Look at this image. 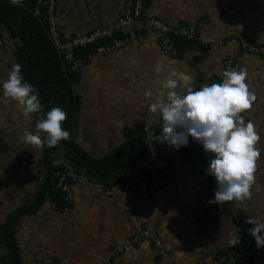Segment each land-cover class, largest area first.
Here are the masks:
<instances>
[{"label":"crops","instance_id":"0c3cea01","mask_svg":"<svg viewBox=\"0 0 264 264\" xmlns=\"http://www.w3.org/2000/svg\"><path fill=\"white\" fill-rule=\"evenodd\" d=\"M124 4L125 0H55L53 25L61 39L95 28L113 29ZM141 15L161 20L169 28L192 26L200 42L173 38L181 39V45L177 54L168 55L147 26L134 28L133 38L124 27L118 31L119 38H126L123 46L81 56L84 63L73 69L78 79L72 88L80 97L72 132L77 148L85 157L98 160L122 143L134 142L108 175L71 167L81 180L68 182L67 203L56 207L45 201L35 211L17 216L8 227L11 245L6 244V232L0 230L4 248L0 249V264H168L167 260L171 264H214L228 250L237 256L219 264H241L246 257L230 243L239 228L231 210L222 203H209L215 199L216 184L205 173L208 164L198 149L200 144L189 137L192 147L183 151L159 143L155 137L161 133L155 131L163 121L149 106L159 81L172 68L190 75L195 89L215 80L220 83L223 62L229 56L230 70L247 71L246 83L256 99L241 115L256 125L261 157L252 199L232 203L236 215L239 212L244 218L259 217L264 222V57L227 44L237 39L264 47V0H144ZM15 18L0 21V41L4 42L0 46V97L3 81L21 56L23 43L9 33ZM158 65L162 72L156 71ZM40 115L28 119L15 102L0 103V226L17 208L33 202L44 177L42 147L23 140L26 129L35 132ZM54 164L70 167L63 149L54 155ZM151 170L155 185L147 190L148 207L141 208L140 198L123 190L134 177H150ZM145 225L160 240L165 258L149 239L137 237V243H129ZM115 247L122 251L111 255ZM243 264H264V247Z\"/></svg>","mask_w":264,"mask_h":264},{"label":"clouds","instance_id":"9594fccd","mask_svg":"<svg viewBox=\"0 0 264 264\" xmlns=\"http://www.w3.org/2000/svg\"><path fill=\"white\" fill-rule=\"evenodd\" d=\"M18 2L12 0L14 4ZM163 70L159 65L156 68L158 73ZM246 77L247 71L243 68L226 70L221 83L205 84L195 89L190 75L172 68L159 81L154 100L149 106L150 111L159 113L163 121L162 132L155 137L159 143L179 150L187 147L191 137L202 145L205 152L213 154L208 163V175L215 178L217 189L215 199L209 203L252 199L251 189L257 161L261 157L257 147L261 136L254 122H245L241 115L252 108L256 99L249 91ZM2 89L0 103L15 102L25 118L31 119L34 114L42 112L43 105L34 86L23 80L20 64L12 65ZM147 95L151 96L152 93ZM66 118L64 110L52 107L46 113V118L40 115L35 132L25 130L24 142L37 149L45 144L49 148L56 147L60 141L70 138V132L63 128ZM66 170L79 175L71 166ZM78 180H81L79 176ZM245 223L253 226L249 232L256 247H264V222L259 217H248ZM240 242V237L233 234L230 243L237 246Z\"/></svg>","mask_w":264,"mask_h":264},{"label":"trees","instance_id":"16d2710c","mask_svg":"<svg viewBox=\"0 0 264 264\" xmlns=\"http://www.w3.org/2000/svg\"><path fill=\"white\" fill-rule=\"evenodd\" d=\"M33 9L34 0H19V2L15 4L12 3V0H0V21L8 16L16 17L15 19H17V21L14 22V29L9 28V33L13 38L23 43L20 48L21 56L18 61L21 65V74H24L23 80L31 86H34L41 104L43 105L41 114L44 115L45 118L46 113L50 111L52 107H60L66 112L67 118L63 122V128L70 132V138L60 141L56 147L49 148L46 144L42 147L44 177L40 182L33 202L29 205L17 208L1 225L2 228L0 230L4 233L6 232V244H8V246L12 244L8 234V227L14 222L17 216L35 211L45 201L53 202L56 207L63 206L64 203H62L61 194L52 190V184L54 182L53 172L57 170L65 171L66 167H68V165L63 166L61 164H54V155L59 150H64L66 159L71 167L83 168L87 172L105 176L116 166L123 151L134 142L126 141L118 146L117 149L98 160L85 157L77 148L72 132L76 125L80 97L77 93L73 92L72 88L77 82L78 73L70 69L68 64L60 60L47 38L45 22L32 14ZM115 37H120L119 32H115L112 35V38ZM110 40V38H105L87 48L77 49L74 55L81 57L85 52L93 51L96 45L107 44ZM180 40L181 39L173 41L172 39L175 50L177 47L179 49L181 45ZM213 83L219 82L215 80ZM161 132L162 125L158 127L155 133L160 134ZM166 145L169 147L168 144ZM190 146L192 147V144L188 141L187 147H181V149L187 151ZM198 149L205 153L203 161L205 164H208L213 158V154L205 152L201 145ZM222 205H224L228 212L230 211L228 202H222ZM236 216L240 225L249 231L251 225L245 223L247 218H244L242 213L239 212ZM238 235L241 242L239 245L235 246L234 249H241L242 255L247 256L256 249L255 240L240 228H238ZM0 243H2V239H0Z\"/></svg>","mask_w":264,"mask_h":264},{"label":"built area","instance_id":"2783aa9c","mask_svg":"<svg viewBox=\"0 0 264 264\" xmlns=\"http://www.w3.org/2000/svg\"><path fill=\"white\" fill-rule=\"evenodd\" d=\"M143 1L144 0H125L123 14L117 19L116 25L113 29L95 28L89 32L77 35L70 39H61L57 29L53 25L55 0H34V9L32 11V14L35 17H39L42 21L45 22V32L50 44L52 45L56 53L60 56L61 61L68 64L70 69L72 70L78 69L84 63V59L82 57L74 55L77 49L87 48L88 46H91L105 38H110L111 40L107 44L96 45L93 48L94 52L104 53L123 46L126 38H112V35L124 27H127L129 29L127 34L128 37L133 38L134 28L147 26L156 36L160 50L168 55L176 54V50L172 43L173 38H181L190 43L200 42L192 26L184 25L178 26L177 28H169L161 20L152 17H143L141 15ZM2 40H5L4 34L2 35ZM3 43V41H0V46ZM227 44L236 46L246 53L260 54L264 57V47H256L246 40L230 39L227 41ZM231 65L232 58L229 56L223 62L224 71L230 70ZM221 82L222 81L220 80V83ZM144 131L146 132V130ZM154 175V170H151L150 177L142 179L134 177L130 180V184L123 190V192L135 193L140 198L141 208H146L149 205L147 190L155 185ZM53 180L54 182L52 184V190L59 192L61 194V200L63 201V203H67L68 199L66 190L68 181H78V176L71 170H57L53 173ZM104 193H106L107 195L110 194L109 191H105ZM137 237L149 239L152 246L157 250L158 255L162 258L166 257L165 250L163 249L160 240L157 238V236H155L150 226L145 225L144 227H142V229L139 231V234L133 237V239H131L129 243H137ZM121 251V247H115L111 250L110 254L114 255L115 253H119ZM236 256V252L229 250L225 251L218 257L214 264H219L221 261L227 258ZM167 262L168 264H171L170 261L167 260Z\"/></svg>","mask_w":264,"mask_h":264},{"label":"water","instance_id":"95a60500","mask_svg":"<svg viewBox=\"0 0 264 264\" xmlns=\"http://www.w3.org/2000/svg\"><path fill=\"white\" fill-rule=\"evenodd\" d=\"M121 160H122V159H120V162H121ZM93 172H94V171H93ZM205 173H206V175L208 176V178H210V180L216 184L215 179H214L212 176L208 175V172H205ZM216 185H217V184H216ZM229 206H230V210H231L232 216H233L234 221H235V223L237 224V226H238L242 231H244L245 233H247L248 235L251 236L250 232L247 231L245 228H243V227L240 225V223L238 222V219H237V217H236V214H235V210H234V207H233V203H232V201H229ZM0 249H2V250L4 251V248H3L2 246H0ZM259 249H260V248H259ZM259 249L256 247V249H255L253 252H251L250 254H248V255L243 259V261H242L241 264H243V263L246 262L247 260H249V259L255 257V256L257 255V253L259 252ZM4 257L6 258V254H5V252H4ZM6 261H7V258H6ZM6 264H10V263H8V261H7Z\"/></svg>","mask_w":264,"mask_h":264}]
</instances>
